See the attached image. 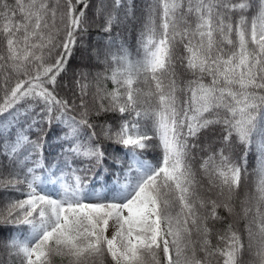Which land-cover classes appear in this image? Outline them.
Masks as SVG:
<instances>
[{
    "label": "snow or ice",
    "instance_id": "1",
    "mask_svg": "<svg viewBox=\"0 0 264 264\" xmlns=\"http://www.w3.org/2000/svg\"><path fill=\"white\" fill-rule=\"evenodd\" d=\"M0 194V264H264V0H0Z\"/></svg>",
    "mask_w": 264,
    "mask_h": 264
},
{
    "label": "trees",
    "instance_id": "2",
    "mask_svg": "<svg viewBox=\"0 0 264 264\" xmlns=\"http://www.w3.org/2000/svg\"><path fill=\"white\" fill-rule=\"evenodd\" d=\"M123 31V30H121ZM139 32H140V26L138 25L135 31L131 30V27L129 29V31L127 32H123V35L127 38V47L129 52L131 53V55L133 56V58L136 57V52H137V38L139 36ZM91 42L92 43H96L99 39H101L100 36V30L97 26H93V28L91 29ZM85 52V49L81 48L79 51H76L74 53V58L70 61V69L68 70V74L65 76L64 78V83L65 84H69L72 80V70L73 69H78L79 67H82L86 64H88L90 61L88 60H84L82 58L81 55H83ZM82 59V60H81ZM94 62V61H93ZM108 87L111 88L112 85L110 82H108ZM67 94V89L62 90L61 95H66ZM109 119H111V117H109ZM53 142L54 139H53ZM256 155L257 153L255 152V150H253L248 157V167H249V172L253 173V170L256 169L257 167V160H256ZM149 158L155 160V158L158 156V151H150L148 154ZM105 179L108 181H111L112 177L111 176H106ZM255 181V175H250L249 176V186L251 187L253 182ZM92 183H96L95 180L92 181ZM100 184H103V181H101ZM2 195V194H0ZM14 196H19V193H14ZM22 198V197H21ZM21 231L26 232L27 228L26 226H22ZM16 235H20L19 232L15 233ZM8 235L7 231H0V240H3L5 236ZM57 259V264H59V258Z\"/></svg>",
    "mask_w": 264,
    "mask_h": 264
},
{
    "label": "rangeland",
    "instance_id": "3",
    "mask_svg": "<svg viewBox=\"0 0 264 264\" xmlns=\"http://www.w3.org/2000/svg\"><path fill=\"white\" fill-rule=\"evenodd\" d=\"M82 56V58L84 59V60H88L89 59V55H88V52L85 50V52H84V54L83 55H81ZM82 60V59H81ZM108 186H111V183L110 184H108ZM97 190H103V185H101V184H99V185H97ZM111 231V230H110Z\"/></svg>",
    "mask_w": 264,
    "mask_h": 264
}]
</instances>
